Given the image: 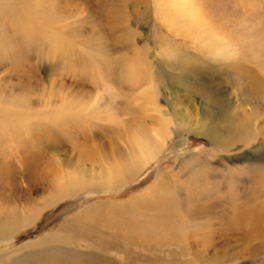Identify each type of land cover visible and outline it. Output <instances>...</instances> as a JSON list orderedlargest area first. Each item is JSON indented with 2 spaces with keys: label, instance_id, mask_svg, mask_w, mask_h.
Returning <instances> with one entry per match:
<instances>
[{
  "label": "rangeland",
  "instance_id": "1",
  "mask_svg": "<svg viewBox=\"0 0 264 264\" xmlns=\"http://www.w3.org/2000/svg\"><path fill=\"white\" fill-rule=\"evenodd\" d=\"M30 7L56 20L38 30L32 20H8L11 58L0 48V86L6 80L13 97L27 101L20 109L36 114L18 125L17 111L10 113L11 202H41L57 176L134 163L140 133L149 135L147 147L163 143L123 184L77 190L1 240L0 264L40 240L52 255L79 256L47 264H264V168L257 167L264 166V0H187L184 9L158 10L154 0H31ZM10 9L26 15L22 5ZM73 99L83 107H70ZM10 107L19 109L14 100ZM201 123L216 127V143L198 133ZM168 195L176 204L190 200L174 207L189 224L180 243L163 224L142 229L153 217L165 220L155 205ZM104 202L127 208L105 225L89 211ZM232 206L256 210L259 236L216 238Z\"/></svg>",
  "mask_w": 264,
  "mask_h": 264
},
{
  "label": "bare ground",
  "instance_id": "2",
  "mask_svg": "<svg viewBox=\"0 0 264 264\" xmlns=\"http://www.w3.org/2000/svg\"><path fill=\"white\" fill-rule=\"evenodd\" d=\"M186 1L187 0H154L155 8H157V10L160 5L164 9H166L170 5L178 8L179 4L182 5L183 6L182 9H184V6L186 5ZM11 4L15 6L22 5L23 10L26 13V15L24 14L20 15L16 11H12L10 9ZM30 5H31V0H0V48L2 49V55H3L2 57H4V59L9 57L10 52L12 51L13 47L16 46L14 41H12L10 38V27H8L7 25V23H10V22H7L8 20H11V19H14L16 21L21 20L22 22L25 23L24 25L28 24V22L32 20L34 23L33 28L37 30L38 28H41V29L43 27L47 28L48 22H52L56 20V17L54 16V14L50 13L51 11L49 10L46 11L45 9H41V8L39 10L36 8L31 9ZM28 12H30L29 14L31 16L28 14ZM187 13H188V16L191 18H194V19L200 18V16L198 15V11L194 9H190ZM47 30H49V28ZM57 46H59V44ZM54 49L56 50L57 48L54 46ZM59 51L66 52V50H64L62 47L61 48L59 47ZM3 81L4 83L1 84L0 86V241L1 240L5 241V239L7 237L10 238L9 236H11L13 233H16L20 231L21 229L25 228L26 226L30 225L43 209L52 206L54 203L58 202L59 200L63 199L66 196L73 195L77 190L85 189V188H88V190H93V191L94 190L96 191L99 188H101L99 190H102L103 188H106V187L109 188L115 184L122 183L123 180L125 181V178L132 177L133 175H135L134 173H136L138 169H140L142 166H144L149 161L151 156L156 154L155 153L157 151L156 149L160 146V144L163 143L162 138L159 137L157 147H154V146L147 147V136L149 135H146L144 133L142 134L139 132L142 137L141 139L135 141V147L137 149L135 158L133 159L129 158V160H133L134 163L128 166H124V165H127V163L123 164L122 162L120 163V161L111 160V161H107L103 163L102 165L100 164L101 167L99 168V170L92 174H89L86 170H78L77 172L71 173L70 175L66 174L64 178H60L57 176L56 178H53L51 181L47 182L48 184L47 196L41 202H37V203L31 202L30 204L12 203L11 202V191L9 189V184H10L9 174H10V168L12 165L11 164L12 157L10 158L11 150L9 147H10V143H11L12 136H13L11 127L13 128L15 126V123L13 122H16L19 125V123L26 121L28 118L32 116H36V114L29 113L26 109H23V108L20 109V107H23L27 101L23 98L22 95L13 97V92L9 88V84L7 85L8 82L6 80H3ZM12 100H14V102L16 103V106L19 108L18 110L11 109L10 105L12 104ZM154 100L155 99L152 100L153 104H155ZM74 102L75 101L73 99L72 101H69L67 103H69L70 107H73V106L83 107L82 105H74ZM11 111H17V113L13 116L14 121L10 123ZM59 123H64V122L61 121ZM197 131L198 133L200 132L201 134L207 135L210 139H212L213 142L218 141L217 137L219 136V132L216 129V127H214L211 123L199 124L197 127ZM13 167H14V164H13ZM257 167L261 169L264 168V166H257ZM257 167L254 166V170L257 171ZM40 170L41 169H39V171ZM17 182H19L18 179H17ZM32 185H35V184H32ZM252 185L256 186V184H252ZM256 190H257V187H256ZM175 202H177V199L175 198L171 199V196L169 195L166 198H162L161 201L156 203L155 210L158 211L159 214H164L166 212L165 215L168 214V216L165 217L164 221L159 217H156V218L153 217L151 219H148L147 224L143 225L142 229L152 230L156 226H160L161 224H163L166 229L170 228L171 230L174 231V233L170 235V240L177 241L179 243L182 242L183 241L182 239L185 238V236H187V234L184 231V223H186L187 221H184L185 217L183 218V216L185 215L181 210H180L181 212H178V213L174 212V207H178V205L186 206V204L190 202V200L187 197L183 201L182 200L178 201V204H176ZM136 206L138 207L137 202H136ZM124 207L125 205H120L118 203L113 204L109 202H104V203L96 204L95 207L93 206L89 211L93 213L94 215H96L97 219L100 222L106 225L110 221L115 222L116 220H118L117 216L119 215L118 213L121 212L120 208L124 209ZM239 209L240 208L236 206H232V209H230L229 212H226L227 214H230L228 215L229 221L226 220L227 224H224V225L222 224L223 227H220L218 225L217 227H215L216 229L215 231L214 230L213 231L216 235V238L217 237L219 238V236L224 235L226 236V239H232L235 236V234L236 235L238 234L239 236L246 238L256 231L257 229L256 226L260 228L261 222L258 221L259 219H255V214L253 212H255L256 210L254 208H251L253 209V211L251 210V212H249V208L244 207L243 211ZM152 210L153 209H150V211ZM146 212L144 209L141 212L142 216H148L147 215L148 212L147 213ZM137 213H140V211L138 212L137 210ZM211 225L213 226V224ZM85 233H88V232H84V234ZM255 233L257 234V232ZM198 234L199 232L196 235ZM257 236H259V234H257ZM104 241L106 243H110L106 239H104ZM53 251H50L48 247H45L44 241L40 240L39 242H36L30 245V251H23V253L13 258L7 264H47L52 259L53 260L55 259L57 261L59 260V262L60 261L64 262L66 259L73 258L76 261L79 258L78 255H74V254L71 257L66 256L65 258H63L60 253L57 255L56 254L52 255L51 253H49ZM167 264H170V263H167Z\"/></svg>",
  "mask_w": 264,
  "mask_h": 264
}]
</instances>
